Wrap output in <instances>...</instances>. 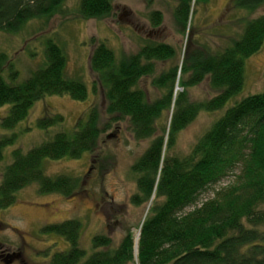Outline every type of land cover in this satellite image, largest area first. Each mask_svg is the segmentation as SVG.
Masks as SVG:
<instances>
[{"label":"trees","instance_id":"trees-1","mask_svg":"<svg viewBox=\"0 0 264 264\" xmlns=\"http://www.w3.org/2000/svg\"><path fill=\"white\" fill-rule=\"evenodd\" d=\"M64 0H0V31L17 32L30 19L59 13ZM208 0H177L173 10L182 30L191 20L193 8ZM264 0H233L238 8L250 12ZM78 14L84 18H101L112 10L111 0H79ZM154 26L162 21L159 11L150 13ZM264 43V13L248 20L237 39L221 51L205 49L188 52L180 64L172 63L152 85L163 90L149 100L139 87L143 77L154 73L155 61H172L175 49L166 43H148L136 53L118 58L104 42L96 44L90 54V68L106 101L107 123L100 127L97 106L89 105L71 132L60 130L51 139L26 152L11 151L0 180V210L9 207L16 192L36 183L39 193L71 195L78 179L66 174L46 175L43 159H78L93 152L101 133L112 124L126 121L135 140H149L131 165L136 175L133 205L148 203L139 227L136 243L137 264H264V89L248 95L225 109L196 139L184 155L173 149L178 134L200 111L214 112L239 93L244 84V60L260 50ZM45 63L30 72L22 82L10 64L5 78L1 72L6 54L0 53V107L9 105L0 125L12 129L25 119L32 105L44 96L68 95L76 101L88 97V87L80 79L65 74L66 56L62 48L48 40L44 48ZM178 73L181 91L173 94ZM208 77L213 96L201 101L189 99L187 89ZM8 78V79H7ZM171 111L164 124L159 119ZM63 116L49 113L36 120L47 129L63 124ZM15 135L0 138L3 148ZM223 179L228 183L210 198L199 197ZM80 222L66 219L50 223L42 231L61 236L68 243L56 251L50 264H128L134 258L130 231L117 246L110 237L95 234L92 252L85 257L79 246Z\"/></svg>","mask_w":264,"mask_h":264},{"label":"rangeland","instance_id":"rangeland-1","mask_svg":"<svg viewBox=\"0 0 264 264\" xmlns=\"http://www.w3.org/2000/svg\"><path fill=\"white\" fill-rule=\"evenodd\" d=\"M79 0H64L59 13L49 18L40 17L27 21L17 32L0 31V53L6 54L1 74L6 78L7 65L17 71L16 82H22L30 72L45 63L44 48L48 40L57 43L66 56L65 74L84 81L88 97L76 101L68 95L44 96L37 100L27 117L12 129L0 125V138L15 135L13 142L3 148L0 160V180L3 169L11 162V151L22 152L51 139L57 131L71 132L76 120L84 117L89 105L99 111L100 127L108 121L106 101L102 89L97 86L93 94L90 84L97 75L90 68L91 51L100 42L113 50L118 58L136 53L148 43H166L176 52L172 61H155L154 73L143 77L139 87L147 99L159 97L163 90L152 85L153 78L172 63L180 64L188 52L205 49L211 53L221 51L237 39L245 23L264 13V3L256 10L238 8L233 0H208L193 8L191 20L184 30L176 22L173 10L177 0H111V13L101 18L84 19L78 14ZM159 11L162 21L154 26L150 13ZM244 84L239 93L231 97L225 106L214 112L200 111L196 118L179 134L173 151L186 154L203 131L222 115L226 108L240 99L264 89V43L259 51L244 60ZM8 79V78H7ZM181 91L178 73L173 84V94ZM189 99L201 101L215 94L208 77L187 89ZM0 107V119L8 109ZM49 113L63 116V124L47 129L36 125V120ZM171 111L164 112L159 124H164ZM149 140L137 141L132 136L126 121L114 123L98 139L93 152H84L78 159H43L42 170L46 175L66 174L78 179L71 195L39 193L36 183H31L18 192L9 207L0 210V264H50L56 251L65 250L68 243L59 235L42 231L50 223L66 219L80 222L79 246L85 257L92 252L91 239L95 234L111 238L112 246L118 245L126 232L132 234L136 263V243L139 227L151 204L133 205L131 196L136 192V175L131 165L148 145ZM223 179L211 186L200 197L210 198L214 191L227 184Z\"/></svg>","mask_w":264,"mask_h":264}]
</instances>
